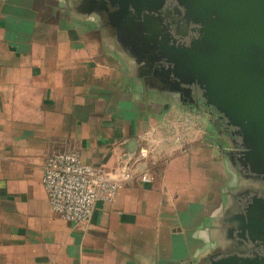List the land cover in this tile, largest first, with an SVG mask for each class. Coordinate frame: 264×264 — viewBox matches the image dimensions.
<instances>
[{"label": "crops", "instance_id": "0c3cea01", "mask_svg": "<svg viewBox=\"0 0 264 264\" xmlns=\"http://www.w3.org/2000/svg\"><path fill=\"white\" fill-rule=\"evenodd\" d=\"M108 10L0 0V264H209L241 242L230 217L260 181ZM180 18L163 21L173 36ZM58 153L118 184L87 223L51 211L42 174Z\"/></svg>", "mask_w": 264, "mask_h": 264}, {"label": "water", "instance_id": "95a60500", "mask_svg": "<svg viewBox=\"0 0 264 264\" xmlns=\"http://www.w3.org/2000/svg\"><path fill=\"white\" fill-rule=\"evenodd\" d=\"M91 1L104 10L108 3L111 23L143 42L145 53L154 52L150 66L166 65L161 71L176 97L193 104L196 88L234 130L242 150L231 156L260 183L230 217L241 242L209 264H264V0H172L181 16L175 36L196 33L188 44L163 23L169 0Z\"/></svg>", "mask_w": 264, "mask_h": 264}, {"label": "built area", "instance_id": "2783aa9c", "mask_svg": "<svg viewBox=\"0 0 264 264\" xmlns=\"http://www.w3.org/2000/svg\"><path fill=\"white\" fill-rule=\"evenodd\" d=\"M147 151L138 159L147 158ZM142 181L149 182L144 176ZM42 186L53 214L73 224L90 221L97 201H112L118 184L85 164L75 154L58 153L51 156L44 167Z\"/></svg>", "mask_w": 264, "mask_h": 264}, {"label": "flooded vegetation", "instance_id": "af4514ba", "mask_svg": "<svg viewBox=\"0 0 264 264\" xmlns=\"http://www.w3.org/2000/svg\"><path fill=\"white\" fill-rule=\"evenodd\" d=\"M110 7V8H106L107 10L108 9H110V12L112 13V12H114V9L107 3V5H106V7ZM175 7H176V4H174V2L172 1V0H169L168 1V3H167V5H166V7H165V10L164 11H168V15H167V17L165 16V23H170L171 21H176V20H178V18L180 17V13H178V11H176L175 10ZM109 11V10H108ZM193 27V26H192ZM192 27H191V29H192ZM188 36L187 37H189V38H191V36H194V35H196V33H194V32H192V30H189L188 31ZM183 43H186V44H188V39H184L183 40ZM193 96H194V98H195V103H193V104H191L189 101L186 103V104H188V105H191L192 107H194V108H204V109H206L207 110V112H209V113H212V118H213V120H214V122H220V124H221V128L224 130V132H226L227 133V135H228V137H229V141H228V143H229V145H232V146H234L235 148L236 147H238V145L240 144V140L237 138V137H235V136H232V132L234 131L232 128H228L227 126H226V123H225V121L224 120H221V119H217V117L218 116H215L214 115V112H213V109L212 108H208V107H206V105H205V103H204V101L201 99V96H200V93H199V91L196 89V88H193ZM181 100V99H180ZM192 107H190V108H192ZM193 109V108H192ZM230 138H231V140H232V138H236L235 140H237L236 142V144H235V142H233V141H231L230 140ZM238 149V148H237ZM234 150L233 151V154H235V153H238L239 151H241V150ZM250 194H247V193H245L243 196H242V198H246L247 196H249ZM248 247L249 248H253L252 247V245L249 243L248 244ZM243 255H248V254H243ZM221 256V255H220ZM216 258H218V257H216Z\"/></svg>", "mask_w": 264, "mask_h": 264}, {"label": "rangeland", "instance_id": "374dc122", "mask_svg": "<svg viewBox=\"0 0 264 264\" xmlns=\"http://www.w3.org/2000/svg\"><path fill=\"white\" fill-rule=\"evenodd\" d=\"M213 124H215V127H214V131H213V134L214 135H212L211 136V138H217L218 140H219V134H218V131H223V129L220 127V125L219 124H217V123H213ZM225 137V136H224ZM214 140V139H213ZM236 148H238L237 150L239 151V150H242L241 149V147H240V144L238 145V147H236ZM234 150H236L235 149V147L234 146H232V145H229V152L231 153L232 152V154H233V151ZM228 185H229V182H228ZM249 198V197H248Z\"/></svg>", "mask_w": 264, "mask_h": 264}]
</instances>
